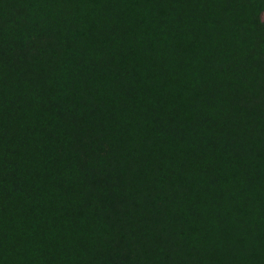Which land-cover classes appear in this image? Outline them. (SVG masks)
<instances>
[{"label": "trees", "instance_id": "1", "mask_svg": "<svg viewBox=\"0 0 264 264\" xmlns=\"http://www.w3.org/2000/svg\"><path fill=\"white\" fill-rule=\"evenodd\" d=\"M264 0H0V264H264Z\"/></svg>", "mask_w": 264, "mask_h": 264}, {"label": "rangeland", "instance_id": "2", "mask_svg": "<svg viewBox=\"0 0 264 264\" xmlns=\"http://www.w3.org/2000/svg\"><path fill=\"white\" fill-rule=\"evenodd\" d=\"M261 19L264 21V13L261 14Z\"/></svg>", "mask_w": 264, "mask_h": 264}]
</instances>
